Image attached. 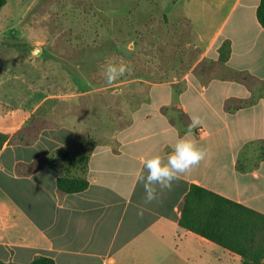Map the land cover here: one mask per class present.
<instances>
[{
    "label": "crops",
    "instance_id": "0c3cea01",
    "mask_svg": "<svg viewBox=\"0 0 264 264\" xmlns=\"http://www.w3.org/2000/svg\"><path fill=\"white\" fill-rule=\"evenodd\" d=\"M260 3L183 4L201 39V57L180 79L139 83V99L112 141L91 151L89 185L83 191L59 192L57 179L66 174L63 160L33 169L41 158L73 143L76 123L45 125L24 144L11 141L19 133L27 136L22 132L26 120L19 119L22 109L0 111V134L7 136L0 147V260L29 264L47 256L55 264H244L241 255L180 221L193 186L264 214ZM204 61L217 64L216 69L209 72L201 66ZM190 116L202 122L188 133ZM186 133L207 149V156L171 191L145 204L138 182L141 173L147 174L143 161L153 155L166 160Z\"/></svg>",
    "mask_w": 264,
    "mask_h": 264
},
{
    "label": "rangeland",
    "instance_id": "374dc122",
    "mask_svg": "<svg viewBox=\"0 0 264 264\" xmlns=\"http://www.w3.org/2000/svg\"><path fill=\"white\" fill-rule=\"evenodd\" d=\"M187 1L4 0L0 111L21 108L31 139L42 127L76 123L75 140L61 147L71 158L111 142L139 99V83L180 79L201 57ZM120 61L134 70L106 84V65ZM201 66L211 72L217 64Z\"/></svg>",
    "mask_w": 264,
    "mask_h": 264
},
{
    "label": "trees",
    "instance_id": "16d2710c",
    "mask_svg": "<svg viewBox=\"0 0 264 264\" xmlns=\"http://www.w3.org/2000/svg\"><path fill=\"white\" fill-rule=\"evenodd\" d=\"M4 0H0V8ZM258 17L264 26V0H261ZM45 125V124H43ZM30 135L11 139L19 143L29 144L34 141ZM29 138V139H26ZM7 140V136L0 134V147ZM93 147L82 156L71 158L69 150L58 148L52 154L35 162L33 169H37L56 160L66 162V174L57 179V188L61 193H74L85 190L89 185L86 177L89 157ZM264 158V151H263ZM200 208V214L196 211ZM184 227L195 231L216 243L238 253L244 264H264V214L246 205L213 194L205 188L193 186L183 203V217L180 221ZM0 264H21L4 262ZM29 264H55L47 256H38Z\"/></svg>",
    "mask_w": 264,
    "mask_h": 264
},
{
    "label": "clouds",
    "instance_id": "9594fccd",
    "mask_svg": "<svg viewBox=\"0 0 264 264\" xmlns=\"http://www.w3.org/2000/svg\"><path fill=\"white\" fill-rule=\"evenodd\" d=\"M134 70L131 63L109 62L104 69L106 84H113L126 74H131ZM191 123L188 125V133L201 124L199 116H190ZM207 156V149L197 147L194 140L185 137L180 138L171 146V152L165 160L160 155H153L143 161V167L147 174L141 173L138 182L142 183L144 190V203L151 204L158 201L166 191H171L176 181L182 175L190 171L194 166L200 164ZM143 215V210L138 213Z\"/></svg>",
    "mask_w": 264,
    "mask_h": 264
}]
</instances>
